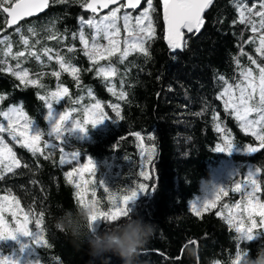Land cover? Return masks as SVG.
<instances>
[{"label":"trees","instance_id":"1","mask_svg":"<svg viewBox=\"0 0 264 264\" xmlns=\"http://www.w3.org/2000/svg\"><path fill=\"white\" fill-rule=\"evenodd\" d=\"M246 3L249 7L256 5L259 10L260 0H246ZM153 5L156 8L153 14L156 36L146 45L149 54L132 52L123 60L117 54L95 64L84 54L78 35L82 27L80 17L88 19L93 14L74 0L67 3L50 0L45 14L18 26L20 33L16 32L17 27L7 29V16L0 14V40L7 37L12 48L11 55H5L8 45L0 43V96L4 97L0 100V111L22 108L44 132L41 140L43 155H33L19 144L9 142L8 133L2 134L4 140L12 144L21 167L12 173L0 170L3 176L0 196L19 200L23 212L29 213L32 231H36L35 219L43 212L41 228L48 243L43 247L37 245L32 236L18 233L15 239L0 240V255L12 257L19 264H35L38 260L40 264H122L121 258L111 252L103 256L90 255L87 244L77 245L69 234L56 227V218L64 210H75L78 205L74 186L78 174L74 172V183L69 184L66 173L82 169L89 157L95 161L97 170L92 174L82 169L84 179L91 181L87 185L86 198L98 200L102 211L111 209L115 198H122L134 189L139 191L138 185L149 187L129 204L131 214L157 225L155 234L142 250L140 264H233L237 251L250 250L255 256L250 248L258 244L264 247V233L251 241H239L234 228L224 218L229 209L234 210L236 204L243 205L246 201L245 194L233 190L234 176L230 175L232 180L228 184L233 194H222L215 207L199 216L190 208V200L210 180L225 156L215 150L216 146L225 144V135L243 132L234 111L225 108L226 97L221 94L231 84L238 95L235 86L242 79V68L251 67L258 75V69L249 57L260 64L264 58L255 52L256 43H247L254 34L249 25L238 22L237 0H217L206 12L200 32L186 33L184 49L173 52L164 39L162 0H153ZM146 6L145 0L139 10L128 11L135 17ZM107 12L108 9L101 10L96 18ZM123 13L122 9L120 15ZM120 26L119 39L123 49L127 33L122 21ZM29 28L37 35L33 36ZM83 31L91 42L94 31L87 27ZM51 35L57 38L49 39ZM24 37H28V45L23 44ZM99 42L107 43L103 39ZM45 48L51 50L52 59L44 55ZM69 48L74 51L69 52ZM241 50L246 55H241ZM32 51L40 56L39 60L30 55ZM18 52H23L24 56L14 58ZM57 54L65 57L71 67L79 69L78 79L71 71L60 67ZM17 63L20 70L26 69L29 78L39 80L40 84L25 87L3 70L8 66L15 69ZM100 67L115 68L116 73L107 77L97 75ZM54 72H59V77L52 75ZM59 87L69 91L61 108L75 106L76 96L82 97L81 113L75 116L71 111V119L82 117L84 125L95 115L96 110L91 106L97 102L110 117L95 127L84 125L88 127L87 133L79 129L66 132L63 152L59 147H44V141L60 142L47 136L51 128V122L46 119L48 100L40 99L41 96L47 98ZM121 93H124V99L120 98ZM112 105L119 106L122 120L115 117ZM86 108L91 113L85 111ZM0 122L6 124L3 117ZM217 126L224 131H217ZM135 133H140L142 142ZM249 140L254 145L260 143L253 137ZM142 147L155 149L152 163L146 167V152L142 153ZM70 152H79L80 156L71 164L60 163L61 156L67 159ZM45 156L49 158L45 159ZM244 160L259 170L260 191L257 195L264 202V148L245 156ZM25 164L27 168L23 166ZM142 170L147 171V179L140 175ZM246 170L245 165L238 166L236 181H244ZM101 180L105 182L103 185L99 183ZM3 215L9 225L14 226L11 212L6 210ZM256 219L259 222V216ZM108 226L103 220L96 224L100 231L107 230Z\"/></svg>","mask_w":264,"mask_h":264},{"label":"snow or ice","instance_id":"2","mask_svg":"<svg viewBox=\"0 0 264 264\" xmlns=\"http://www.w3.org/2000/svg\"><path fill=\"white\" fill-rule=\"evenodd\" d=\"M53 2L67 3L68 0H53ZM79 3L80 6L90 11L93 15L91 18L85 19L80 17L81 30L79 32V40L83 45L84 54L95 64L99 60H105L119 54V58L123 60L128 57L132 52H138L144 55L149 54V49L146 47L147 43L153 40L156 36V29L154 26L153 14L156 12V8L153 5V0H146V7L140 11L139 15L133 16L129 9L136 10L141 5V0H74ZM213 0H162L163 21L166 24V40L172 50H181L186 46L185 34H197L200 32L205 21L203 14ZM110 5H115L111 7ZM49 6V0H0V14L6 15V24L8 27L17 25L20 21L26 17H32L35 14L43 11ZM237 8L239 11V23L249 25L251 32L254 34L252 39L247 41L249 44L256 43L258 46L255 48V52L260 57H264V0H260L259 10L256 5L249 7L246 0H237ZM103 9H108L107 14L102 15L99 19L96 18V14ZM124 10L123 15L120 13ZM120 21H122V27L126 31L127 35L124 39L125 47L121 49V35ZM87 27L94 31V36L89 41L86 38L83 28ZM28 31L33 35H37L33 28H29ZM16 32L20 33L21 28L17 27ZM49 39H56V35H51ZM100 39L105 40L107 43H100ZM0 43L7 44V51L5 55H11L12 48L8 42V38L0 40ZM39 43V41H37ZM23 44L28 45L29 40L27 37L23 38ZM69 52L74 51L73 48L68 49ZM44 55H47L49 59H52L49 53L50 49L45 48L43 50ZM31 56L37 60L40 56L32 51ZM241 55H246L241 50ZM24 56L23 52L16 53L17 57ZM59 61L60 67L64 71H71L72 75L78 79L79 69L71 67L65 60V57H56ZM251 64L255 65L258 69V75L254 73L251 67L242 68L240 76L242 77L240 83L236 84L235 88L238 90V95L234 91L231 84L224 89L221 94L222 97H226L224 100V106L226 109H232L234 115L238 121H240V127L245 132H250L260 142V148H264V66L257 62L256 59L249 57ZM6 63V62H5ZM237 63L239 61L237 60ZM15 76L21 83L27 87L28 85L40 84L37 79H30L28 71L20 70V64L17 63L16 68L8 66L3 69ZM116 69L112 67H100L97 75L110 76L115 75ZM52 75L59 77V72H54ZM223 79V78H222ZM43 87V85H40ZM112 91V89H109ZM51 101L47 102V116L46 119L51 122V128L47 132V136L52 138L53 141H59V144L49 143L44 141L45 148L59 147L60 151H64L62 146L63 137L66 132L73 129H79L80 131L87 133L88 127L84 125H96L102 123L104 120L110 118L97 102L91 106V109L96 110L94 116L90 117L81 124L79 120L71 119L70 112L64 111L60 114L54 112V103H58L61 99L68 97L69 91L66 87H59L57 91L52 92ZM120 98L124 99V93L120 94ZM4 97L0 96V100ZM41 100H47L46 97L41 96ZM54 102V103H53ZM76 103H79L77 101ZM112 111L115 113V117L122 120L123 117L120 114L119 106L112 105ZM90 111V109H85ZM253 113L257 114L256 119H251ZM0 117L6 121L0 122V170L9 173L14 172V169L21 167V162L17 159L16 153L12 147L4 140L3 133H8L13 141L19 144L21 147L27 149L33 155L37 153L43 155V149L41 148V140L44 136V132L36 126V122L28 118L27 114L22 108L11 107L7 111H0ZM217 131L223 132L224 129L217 126ZM137 139L143 140L140 133L134 134ZM225 144L223 146L217 145L216 151H223L230 153L234 147L232 140L227 135L224 137ZM250 153H255L259 150L257 147L249 145L246 149ZM144 155V166H148L152 163L154 148L145 150L141 148ZM80 156L79 152L68 153V158L62 155L60 163L71 164L73 160H76ZM48 159L49 156H45ZM25 168L27 164L23 165ZM82 169L89 170L94 174L97 170L95 161L89 157L88 163L82 166ZM82 169H74L66 173L69 184H73L74 172L78 174V182L74 183L76 188V201L80 206H91L94 211L89 216L90 225H96L98 221H105L108 225H111L121 218L128 216L131 213L129 204L131 201L137 199L138 195L142 191H148L149 187L146 184L138 185L137 190H131L130 194L124 195L122 198H115L112 204V208L108 211H102L99 207V201L95 198L89 200L86 198L88 193L87 185L91 181L85 180L82 174ZM2 171H0V179L3 178ZM259 170H253L248 172L247 180L244 181L243 187L240 183L235 184L233 190L236 192H242L246 196V201L241 204H236L235 209H229L228 214L224 217L227 220L229 226L234 228L237 233V240L243 241L253 240L257 235L264 233V202L260 201L257 193L260 191L258 180L256 179ZM142 177L148 178V173L145 170L140 172ZM101 185L105 182L100 181ZM107 190V189H105ZM154 190V189H153ZM227 195L224 187H218L214 189L213 196L215 199L205 198L202 202H193L192 210L197 216L201 215L202 211H207L210 208L216 206L215 201L219 199L220 195ZM95 197V192L92 193ZM113 198L110 197V200ZM228 206L225 205V208ZM8 210L11 212L14 218V226H10L5 220L3 213ZM18 212L20 215H18ZM221 215V213H217ZM259 216V222L256 217ZM43 212L38 214V218L35 219L36 231H32L29 228L30 219L29 213H24L20 208V202L15 197L8 195L0 196V240L13 238L15 239L18 233H23L26 236H32L34 242L37 245L46 247L47 241L44 239L43 229L41 224L43 223ZM245 220L248 222V226L245 227ZM261 229V230H258ZM191 243H195L192 241ZM247 255V252L241 253L237 251L235 261L233 264H241V261ZM0 264H19L17 260L12 257H5L0 255ZM35 264H40V261H36Z\"/></svg>","mask_w":264,"mask_h":264},{"label":"clouds","instance_id":"3","mask_svg":"<svg viewBox=\"0 0 264 264\" xmlns=\"http://www.w3.org/2000/svg\"><path fill=\"white\" fill-rule=\"evenodd\" d=\"M93 211L91 206L80 205L75 210L66 209L56 218V227L69 234L77 245L87 244L92 256L111 252L121 258L122 264H140L142 250L155 234L157 225L130 213L100 231L89 223ZM241 264H264V247L258 248L255 256L249 250Z\"/></svg>","mask_w":264,"mask_h":264},{"label":"rangeland","instance_id":"4","mask_svg":"<svg viewBox=\"0 0 264 264\" xmlns=\"http://www.w3.org/2000/svg\"><path fill=\"white\" fill-rule=\"evenodd\" d=\"M22 41H23V39H22ZM262 63L264 64V61ZM238 83H240V81ZM57 90H58V88L56 89V91ZM76 98H77L76 101H79V103H76L75 106H73L71 108H66V109L64 107L63 108L60 107V105L63 103V99L64 98L61 99L57 104L53 102L54 103V112L58 115V114H60V113H62L64 111H68V112H70V115H71V111H72L73 113H75V116H76V114L81 113V109H82L83 103H80V101L82 102L83 100H82V97L76 96ZM51 99H52L51 95H49L47 97V100H48L47 102L51 101ZM89 113H91V111ZM250 118L251 119H256L257 118V114L253 113ZM75 119L79 120L81 122V124L84 121V119L82 117H80V118L75 117ZM240 123L241 122L239 121L238 122V126L240 125ZM241 130L243 132H239L240 134H238L237 132H233L232 135L229 136V139H231L232 143L234 144V147H233L232 151L230 153L220 151V152H223L225 154V156H223L221 161L217 164V166L215 168V172L211 175L210 180L207 181L208 184L205 183L206 185L202 186L201 191L199 193L195 194V196L190 200V208H191V210H192L193 202H202L205 198L215 199V197L213 196L215 188L224 187V189L227 192V194L228 193H232L230 191V189H229L230 187L228 185L229 184V180H232L230 175L234 176L233 181H232L233 183H236V184L240 183L242 185V187H243L244 181L247 180L248 172L258 169L252 163L246 164V160H244L245 156L251 154V153H249V154L247 153V150H246L247 147L249 145H251L252 147H255V145L249 139L251 137H253V138H255V137L252 136L250 132H245L242 128H241ZM9 142H13V143H15L17 145V143L15 141H13L11 138L9 139ZM9 142H8V145L10 147H12V144L9 143ZM223 145H224V143L222 142L221 146H223ZM237 163H239V164H237ZM241 165H245L247 167L246 176L244 177V181H240V179L236 181L235 176L239 175L238 166H241ZM258 175H259V172H258ZM258 175H257L256 179L258 180V183H259ZM260 247H262V246L259 245V244L258 245H253L250 248L251 250H253L252 254L255 255L257 250H258V248H260Z\"/></svg>","mask_w":264,"mask_h":264},{"label":"water","instance_id":"5","mask_svg":"<svg viewBox=\"0 0 264 264\" xmlns=\"http://www.w3.org/2000/svg\"><path fill=\"white\" fill-rule=\"evenodd\" d=\"M216 1H217V0H213L212 5H213ZM144 2H145V0H141V5H140L139 8L136 9V10H139V9L143 6ZM49 4H50V0H49ZM212 5H210L209 8H207V9L205 10V12H204V14H203V18L205 17L206 12L212 7ZM48 7H49V6H48ZM48 7L45 8L43 11H41V12L35 14V15L32 16V17H26L24 20L20 21L17 25H13V26H11V27H8V26H7V29H14V28L20 26L22 23H24V22H26V21H29V20H31V19H34V18H37V17L42 16L43 14H45V13L47 12ZM111 7H115V5H110V8H111ZM131 10H132V9H131ZM162 17H163V11H162ZM7 19H9V18L7 17ZM163 22H164V21H163ZM164 28H165V31H164V39H165L166 44L168 45L167 40H166V38H165V37H166V24H165V22H164ZM201 29H202V28H201ZM185 35H186V34H185ZM168 46H169V45H168ZM169 47H170V46H169ZM183 49H184V48H183ZM183 49H181V50H172V49H171V50H172L173 52H178V51H182Z\"/></svg>","mask_w":264,"mask_h":264},{"label":"flooded vegetation","instance_id":"6","mask_svg":"<svg viewBox=\"0 0 264 264\" xmlns=\"http://www.w3.org/2000/svg\"><path fill=\"white\" fill-rule=\"evenodd\" d=\"M256 141V140H255ZM256 142H259V141H256ZM255 147L259 148V149H262L260 148V143L256 144Z\"/></svg>","mask_w":264,"mask_h":264}]
</instances>
